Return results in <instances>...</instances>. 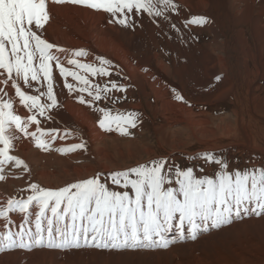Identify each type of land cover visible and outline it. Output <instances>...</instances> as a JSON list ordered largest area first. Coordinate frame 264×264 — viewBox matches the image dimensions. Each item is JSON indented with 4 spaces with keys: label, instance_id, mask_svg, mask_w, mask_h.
I'll use <instances>...</instances> for the list:
<instances>
[{
    "label": "bare ground",
    "instance_id": "1",
    "mask_svg": "<svg viewBox=\"0 0 264 264\" xmlns=\"http://www.w3.org/2000/svg\"><path fill=\"white\" fill-rule=\"evenodd\" d=\"M176 2L180 5L178 13H169L168 19L137 14L133 28L110 22L113 18L109 14L87 7L50 5L45 38L69 49V55L71 50L85 49L88 55L79 58L82 62L99 65L96 58L104 57L111 62V75L88 74L89 79L101 87L114 80L126 86L127 91L112 90L107 93L108 99L93 105L80 103L77 94H70L63 86V78L54 67L61 106L54 110V120L41 118V126L60 128L61 136L65 131L72 134L64 139L58 137L50 151L35 147L31 138L22 135L14 141L10 154L22 158L30 172L13 163L6 164L0 173L5 176L0 180V202L13 195L26 196L31 182L59 188L102 173L111 185L113 171L160 157H166L169 165L179 160L190 162L197 170L204 168L207 174L214 172V165L204 161L205 152L218 157L226 151L232 170L264 166V0ZM199 15L208 17L209 23L185 25ZM168 21L185 39L191 38L192 42H184L189 46L183 50L184 61L168 36ZM229 48L235 50V61L230 60ZM190 67L195 68L196 76L195 72L186 74ZM68 79L71 82L72 78ZM6 91L14 94L11 88ZM239 93L244 95V101L238 98ZM84 95L86 100L91 99ZM226 106L230 117L215 116L217 109ZM16 108L20 115L29 114L18 101ZM98 108H109L113 115L137 113V127L129 129L131 135L107 132L99 127L102 113ZM34 130V126L30 128ZM81 138L86 150L56 151L79 143ZM235 164L238 168H234ZM10 218L14 221L11 230L18 231L21 214L10 213ZM176 235L175 228L167 233L169 239ZM245 243L250 257L240 252L232 256L230 251ZM0 264H264V216L237 218L231 225L199 234L196 240H176L168 248H14L0 251Z\"/></svg>",
    "mask_w": 264,
    "mask_h": 264
},
{
    "label": "snow or ice",
    "instance_id": "2",
    "mask_svg": "<svg viewBox=\"0 0 264 264\" xmlns=\"http://www.w3.org/2000/svg\"><path fill=\"white\" fill-rule=\"evenodd\" d=\"M52 3L104 12L113 18L110 22L130 28L136 26L137 14L168 19L169 13L180 9L176 0H0V173L8 163L30 172L22 158L10 154L21 135L31 138L35 147L50 151L58 137L64 139L72 134L65 131L61 136L60 128L41 126V118L54 120V110L61 106L54 67L63 78V86L70 94L75 92L80 103L93 105L108 99L107 93L112 90L127 91L126 86L114 80L101 87L89 79L88 74L111 75V62L104 57L96 58L99 65L82 62L79 58L88 55L85 49L71 50L69 55V49L45 38ZM207 23L209 18L199 15L185 25ZM7 88L14 94L9 95ZM85 93L91 99L86 100ZM17 101L28 115L18 113ZM97 110L102 113L99 127L107 132L131 135L129 129L137 127V113L113 115L109 108ZM33 126L35 130L30 131ZM86 147L81 138L79 143L56 151L68 153ZM203 158L217 165L218 170L207 174L202 167L197 170L169 165L166 157H160L113 171L111 185L102 173L59 188L31 182L26 196L13 195L0 202V218L4 221L0 225V251L40 246L168 248L176 240H196L199 234L231 225L237 218L264 216V166L232 170L213 152L203 153ZM4 179L0 174V180ZM10 213L22 216L18 231L11 230L14 221ZM173 228L177 235L169 239L167 233Z\"/></svg>",
    "mask_w": 264,
    "mask_h": 264
},
{
    "label": "rangeland",
    "instance_id": "3",
    "mask_svg": "<svg viewBox=\"0 0 264 264\" xmlns=\"http://www.w3.org/2000/svg\"><path fill=\"white\" fill-rule=\"evenodd\" d=\"M169 22V21H168ZM172 23L171 22H169V23H166L165 24V27H166V30L168 31V36H169V38H170V40H172V43L174 44V46L176 45V47H177V49H176V53L178 54V53H180V51H181V54L180 55H178V57H184L185 55H184V51L186 50V49H188V44H186V43H189V42H192L191 41V38L189 39V38H184V35L182 34V33H180L179 31L177 32V30H175L172 26ZM168 27H169V30H168ZM227 32V33H226ZM225 33L226 34H228V36H229V44H232V37L229 35V33H230V31L228 32V30L227 31H225ZM206 36V38H207V40H210L211 39V36H210V34L209 33H206L205 34ZM181 37V38H180ZM193 37H195V36H193ZM189 41V42H188ZM184 42H186V43H183ZM179 43H181V44H179ZM182 45V46H181ZM188 47H187V46ZM183 46H185V47H183ZM184 48V49H183ZM182 49V50H181ZM230 50H229V56H230V60H233V61H235L236 60V57H235V55H234V53H235V50L234 49H232V48H229ZM184 50V51H183ZM234 51V52H233ZM234 57H235V59H234ZM233 58V59H232ZM181 60H182V58H181ZM182 61H184V58H183V60ZM188 70V71H187ZM186 70V74H188V75H192V73L193 72H195L194 74H195V76H196V71H195V68H193V69H191V67L190 68H188ZM191 71V72H190ZM234 74V73H233ZM187 75V76H188ZM236 75V74H235ZM189 77V76H188ZM189 78H191V79H194L193 77H189ZM239 90L241 91V87L239 86ZM238 98L239 99H241V101H244V95L241 93H239V95H238ZM224 110V111H223ZM229 110H230V108L228 107L227 108V106L225 107V108H222V109H217L215 112H214V114H215V116H224V117H230V112H229ZM135 112H137V109H135ZM223 112V113H222ZM229 112V113H228ZM223 114V115H222ZM228 115V116H226V115ZM231 122H233V121H231ZM263 145H264V142L262 143ZM220 155L218 156V158H222V159H224L226 162H228L229 163V157L227 156V154H226V151H221L220 153H219ZM231 161V160H230ZM176 163L177 164H175V165H177V166H180V167H188V166H192V167H194L195 168V166L193 165V164H191L190 162H187V161H184V160H179V161H176ZM214 165V169L213 170H216L217 168H218V166L217 165H215V164H213ZM236 165V164H235ZM233 165L234 166V168H238V166L236 165ZM246 246H249L248 244H244V246L243 245H239V246H235V248H236V250L234 251H230V253L232 254V256H235L236 255V253L238 254V252H240L241 254H245V256H247V257H250L249 256V254H248V251L247 250H245L246 248ZM241 247V248H240ZM228 249L230 248V247H227ZM245 248V249H244ZM239 249V250H238ZM244 249V250H243ZM242 251V252H241Z\"/></svg>",
    "mask_w": 264,
    "mask_h": 264
}]
</instances>
